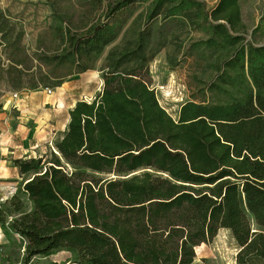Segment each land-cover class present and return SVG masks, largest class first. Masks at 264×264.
<instances>
[{
  "label": "trees",
  "instance_id": "trees-1",
  "mask_svg": "<svg viewBox=\"0 0 264 264\" xmlns=\"http://www.w3.org/2000/svg\"><path fill=\"white\" fill-rule=\"evenodd\" d=\"M45 3L58 48L32 56L0 9L10 90L58 88L110 49L100 91L74 104L46 152L10 161L20 181L0 204V230L9 244L18 239L21 257L0 254V264L58 252L73 264H193L221 230L238 248L235 264H264V45L245 39L240 0L212 9L198 0ZM189 32L203 36L190 50L208 61L197 69L209 77L172 118L149 67Z\"/></svg>",
  "mask_w": 264,
  "mask_h": 264
},
{
  "label": "rangeland",
  "instance_id": "rangeland-1",
  "mask_svg": "<svg viewBox=\"0 0 264 264\" xmlns=\"http://www.w3.org/2000/svg\"><path fill=\"white\" fill-rule=\"evenodd\" d=\"M198 1L204 2L207 9H212L218 2V0ZM145 6L146 4L138 5L136 14L140 13ZM240 7L243 22L247 27V33L244 35L245 39L256 45H264V0H240ZM0 9L14 22L21 25L24 32L22 44L29 56H32L38 49L54 52L58 48V42L48 33V30L56 26V21L51 16L50 8L46 5L45 0H0ZM202 38L201 34L195 32L184 34L174 45L161 50L150 64L149 74L158 102L172 118L176 117L179 106L191 99L196 88L208 80L209 73L202 74L197 69V65L204 67L208 61L202 56L200 57L199 53L190 50L191 42ZM119 41L120 39L114 45H117ZM109 49L110 47L105 50L96 63L94 70L88 73L87 76L90 78L85 81V87L75 88L73 92H67L68 95H74V99L81 97L82 99L92 100L94 98L97 94L96 89H100V73L96 75V72L102 67ZM174 58H176L175 65L171 67L167 59ZM0 59L3 62L4 58L2 56H0ZM52 91L53 89L41 90V92L48 94ZM27 92L22 91V93ZM19 93L10 90L0 75V95L7 99V103L11 102L13 94L17 95ZM48 107L52 109L51 105L45 106L46 109ZM24 115L22 123H25L26 128L31 129L28 121L32 120L33 114L29 112ZM11 116L16 122H19L18 119L21 117V113L12 109ZM55 119L63 125L65 116L63 113H59ZM40 134L44 136L45 133ZM58 134L56 132L52 136L49 132L48 140L51 138L52 142ZM31 140L32 138L28 139V144L31 143ZM14 144L11 145V148L15 147ZM47 147V145L46 147L44 145L38 147L34 150L35 156L43 155ZM11 152V157H16L21 156L24 150L13 149ZM27 154L30 155V150ZM0 240V247L2 248L0 254H8L13 262H19L21 245L18 239L12 237L9 244L7 243L8 239L0 232ZM237 251L238 248L229 232L221 230L208 245H201L196 249V259L193 264H235ZM32 264H73V261L69 253L58 252L48 258L33 259Z\"/></svg>",
  "mask_w": 264,
  "mask_h": 264
},
{
  "label": "crops",
  "instance_id": "crops-1",
  "mask_svg": "<svg viewBox=\"0 0 264 264\" xmlns=\"http://www.w3.org/2000/svg\"><path fill=\"white\" fill-rule=\"evenodd\" d=\"M89 72L71 77L60 87L54 88L49 94L41 91L19 93L16 98L12 97L11 102L8 103L7 99L0 95V204L7 201L14 194L20 181L18 172L11 166L10 160L22 157H36L34 150L41 147V145L50 146L51 138L48 140L49 132L53 136L56 132L61 133L64 131L68 121L67 113L74 104L77 101H91V99H88V101L81 97L74 99V95L67 94L69 91L73 92L75 88L85 87V81L90 78L87 76ZM98 74L99 71L96 72V75ZM99 82L101 88V79ZM99 91L100 89H96L95 92L98 93ZM46 105H51L52 109L49 107L46 109ZM12 109L21 113V117L18 119L19 122H16L11 116ZM29 112L33 114L32 120L28 121L31 129L26 128L24 126L25 123H22L25 117L24 114ZM59 113H63L65 116L63 125L55 119ZM42 132L45 133L44 136L40 134ZM30 138L32 140L28 144V139ZM13 144L15 147L11 148ZM13 149L24 150V152L21 156L11 157V150ZM29 150L30 155L27 154ZM1 250L2 248L0 247V253L2 252Z\"/></svg>",
  "mask_w": 264,
  "mask_h": 264
},
{
  "label": "built area",
  "instance_id": "built-area-1",
  "mask_svg": "<svg viewBox=\"0 0 264 264\" xmlns=\"http://www.w3.org/2000/svg\"><path fill=\"white\" fill-rule=\"evenodd\" d=\"M12 97H13V98H16V97H17V95H16V94H13V95H12Z\"/></svg>",
  "mask_w": 264,
  "mask_h": 264
}]
</instances>
